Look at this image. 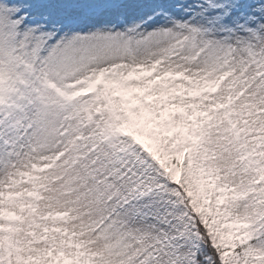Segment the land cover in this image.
I'll return each instance as SVG.
<instances>
[{"label":"snow or ice","instance_id":"obj_1","mask_svg":"<svg viewBox=\"0 0 264 264\" xmlns=\"http://www.w3.org/2000/svg\"><path fill=\"white\" fill-rule=\"evenodd\" d=\"M0 264H264V0H0Z\"/></svg>","mask_w":264,"mask_h":264}]
</instances>
